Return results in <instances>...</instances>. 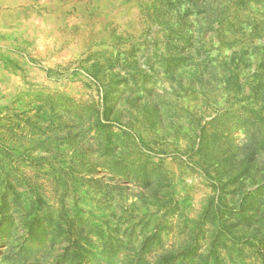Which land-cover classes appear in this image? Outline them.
I'll return each mask as SVG.
<instances>
[{
  "label": "rangeland",
  "instance_id": "1",
  "mask_svg": "<svg viewBox=\"0 0 264 264\" xmlns=\"http://www.w3.org/2000/svg\"><path fill=\"white\" fill-rule=\"evenodd\" d=\"M243 121L264 167V0H0V264H264Z\"/></svg>",
  "mask_w": 264,
  "mask_h": 264
},
{
  "label": "trees",
  "instance_id": "2",
  "mask_svg": "<svg viewBox=\"0 0 264 264\" xmlns=\"http://www.w3.org/2000/svg\"><path fill=\"white\" fill-rule=\"evenodd\" d=\"M234 130L244 133V138H233ZM207 131L203 129L198 143L208 149V152L212 154L211 159H214L207 168H213L218 178L221 176L228 178V183L237 182L238 178H242L237 182L238 190L244 186L245 177L249 176L251 181L249 186L254 188L249 190L248 195L252 197V200L256 196L262 197V194L264 196V167H259V153L263 146L257 136L249 132L246 121L235 126H223L220 130L210 132L208 137L205 136ZM237 206L238 223L247 227H257L263 223L264 212L260 213L258 207L255 208L250 203L245 207L243 200Z\"/></svg>",
  "mask_w": 264,
  "mask_h": 264
}]
</instances>
